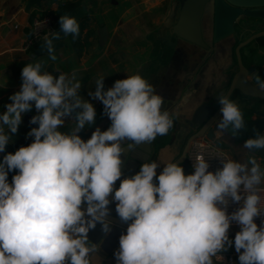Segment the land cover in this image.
Returning <instances> with one entry per match:
<instances>
[{
	"label": "clouds",
	"instance_id": "1",
	"mask_svg": "<svg viewBox=\"0 0 264 264\" xmlns=\"http://www.w3.org/2000/svg\"><path fill=\"white\" fill-rule=\"evenodd\" d=\"M59 24L65 36L80 34L74 17L62 15ZM59 32L45 40L53 61L52 41L60 38ZM21 77L20 90L0 114V152L33 105L37 115L30 123L39 126L27 134L34 137L31 144L0 161V264H92L98 250L89 243L88 232L97 223L105 234L112 231L106 217L113 192L117 216L128 224L114 252L117 264H213L212 258L233 243L239 264H264V221L261 226L254 221L264 217L259 194L264 171L255 158L222 161V168L211 172L201 157L189 175L177 162H164L157 176L158 163L146 162L114 191L122 176V142L130 141V151L173 127L175 113L162 111L164 98L139 73L115 81L106 91L100 77L89 96L102 102L111 125L105 131L97 127L84 141L78 133L94 124L96 111L80 98L75 73L54 76L37 61L26 64ZM256 85L264 92L258 74ZM218 103V131L231 129L237 136L244 128L239 106L226 96ZM69 117L75 128L61 131ZM243 148L264 149V135L257 132ZM14 170L9 183L8 173ZM230 203L240 207L228 214ZM233 221L240 226L234 241L228 236Z\"/></svg>",
	"mask_w": 264,
	"mask_h": 264
},
{
	"label": "crops",
	"instance_id": "2",
	"mask_svg": "<svg viewBox=\"0 0 264 264\" xmlns=\"http://www.w3.org/2000/svg\"><path fill=\"white\" fill-rule=\"evenodd\" d=\"M67 2L77 4L72 11L62 13L60 5ZM46 12L57 16L56 32L61 30L60 16L69 15L78 20L84 14H89V26L84 29V33L87 34L88 30L89 35L81 52L72 46L68 35L62 32H59V39L52 41L55 61L49 59L45 40L24 49L29 22L35 15ZM238 25V31L231 37L214 42L210 0H0V114L6 111L5 105L11 103L9 97L20 90L22 68L28 63L40 61L43 70L54 76L65 73L71 78L75 73L74 82L81 84L78 90L80 98L94 105V124L86 125L78 133L87 141L97 127L105 131L111 125L110 119L104 114L102 102L89 96V92L96 90V81L100 77L104 78L106 91L115 81L139 73L164 98L162 111L175 113L173 117L176 119L165 144L155 151L154 140L151 142L146 162L155 156L159 165L157 176L165 167L164 162H177L186 175L187 157L183 155L192 136L198 133L196 121L207 118L211 114L210 107L216 109L219 97L226 95L231 77L238 69V41L248 38L262 27L259 20L247 16L240 18ZM102 26L106 29L104 38L100 34ZM94 27L99 33L97 44L105 42V48L101 49L96 44L92 49H87V44L93 43L95 38ZM260 51L264 61V45ZM244 53L245 61L249 62L247 66H254L248 79L256 85V75L260 71L257 58L247 49ZM119 71L124 73L120 79L114 75ZM108 72H114L111 78L106 74ZM260 78L264 80V75ZM232 101L246 114L250 109L264 110V96H248L238 92ZM35 115L37 112L33 105L31 111L23 114L21 124L28 125L30 130L37 128L38 124L30 123ZM254 115L251 113L252 117ZM69 118L65 120L61 131L71 132L75 128L76 121ZM33 139L30 137L26 146ZM247 139L240 134L233 136L230 131L221 133L215 125L216 144L227 147L231 158L238 162L244 163L246 159L255 158L264 171V153L244 149ZM14 147L17 151L22 146ZM141 150V156L145 157L148 151L144 148ZM129 163L130 168H136L135 160H129ZM132 175L135 174L128 170L127 178ZM261 184H264V180ZM97 250L92 254V264H117L115 251L106 253L100 247Z\"/></svg>",
	"mask_w": 264,
	"mask_h": 264
},
{
	"label": "water",
	"instance_id": "3",
	"mask_svg": "<svg viewBox=\"0 0 264 264\" xmlns=\"http://www.w3.org/2000/svg\"><path fill=\"white\" fill-rule=\"evenodd\" d=\"M212 3L213 10V41L218 42L231 37L236 29V24L239 19L247 16L259 20L262 23V27L259 31L250 35L248 38L240 41L236 47V57L238 69L235 71L231 77L230 85L226 93V97H230L236 90L242 94L248 96H264V92L258 89L252 81L248 79V74L254 69L253 65L247 66L243 62L241 48L255 39L258 36H264V0H210ZM101 37L104 38L106 34V29L104 26L100 29ZM221 105L219 104L216 109L210 107L211 114L208 115L204 120H197L196 123L199 125L198 133L201 135H206L210 139H215V125L222 119V113L220 111ZM232 133V130L229 129ZM249 138H255L249 136ZM130 141L122 144L121 146L125 148L121 159L122 164V176L120 180H117L114 185V191L119 188L121 180L127 178V171L136 174L142 164L148 160L150 154L151 143H143L137 146L133 150H128L127 145ZM142 148L146 149V156H141ZM137 149V150H136ZM260 153H264V149H259ZM148 154V155H147ZM2 157L5 156L4 152H0ZM186 158V152L183 155ZM129 160H135L137 162L136 168H130L128 164ZM186 163L189 171V164L187 159ZM133 176V175H132ZM131 176V177H132ZM114 192L109 196L110 204L108 205L110 215L106 217L112 222V231L105 234L102 231V226L97 223L95 229L88 232L89 243L96 244V247H100L106 253H111L119 248V238L122 234H126V229L128 224L120 221L116 213V202L112 200ZM82 209H86V205H82ZM130 223V222H129Z\"/></svg>",
	"mask_w": 264,
	"mask_h": 264
},
{
	"label": "built area",
	"instance_id": "4",
	"mask_svg": "<svg viewBox=\"0 0 264 264\" xmlns=\"http://www.w3.org/2000/svg\"><path fill=\"white\" fill-rule=\"evenodd\" d=\"M29 33L24 43V49H28L39 41L50 39L53 32H56L58 27L57 16L52 12H46L35 15L29 22ZM186 157L189 164V171L186 175L192 174L193 164L196 163L198 158H204L209 163L208 171L215 172L217 169L222 168V161L232 159L229 153L216 144L214 139H210L205 135L199 133L192 136L186 150ZM261 196V211L264 213V184L259 186ZM240 205L238 203H230L227 207L228 214L236 211ZM255 223L258 226L262 225L264 217L254 218ZM231 225L240 227L236 222H232ZM239 254L233 250L230 252H221L213 257L215 264H239Z\"/></svg>",
	"mask_w": 264,
	"mask_h": 264
},
{
	"label": "trees",
	"instance_id": "5",
	"mask_svg": "<svg viewBox=\"0 0 264 264\" xmlns=\"http://www.w3.org/2000/svg\"><path fill=\"white\" fill-rule=\"evenodd\" d=\"M76 4H77L76 2H67L64 5H60V11L62 13L70 12L75 8ZM89 18H90L89 14L86 13L77 20V22L80 26V34L78 36L73 38L72 35H68L70 43L78 52H81L87 43V38H88L89 32L87 30L86 31L87 34H85L84 29L85 28L88 29ZM237 28H239L238 23L236 24L235 32H236ZM239 42L240 41H238V43ZM263 45H264V36H258L241 48L242 58H243V61L246 62V65H248L249 62L245 61L246 60V56L244 53L245 49H247L249 51V53H251L252 55L256 56L257 61H258V67L260 69L258 75L260 77L264 75V61L262 58L263 54L260 51V47ZM238 92L239 91L236 90L233 94L230 95L229 99L233 100L234 98H236ZM247 111H248L247 114L242 112L243 119H244V128L240 130L239 134L241 136H245V137H249V136L255 137L256 133L259 132L260 134L264 135L263 134V131H264V110L250 109ZM251 113H254L255 115L252 117ZM74 115H75V113H74ZM173 119H174V125H173V127H174L176 124V119L174 117H173ZM173 127L169 130V132L166 135H164V136L158 135L155 138V140H154V147L156 148L155 151L157 150V148H159L160 146H162L163 144H165L169 140L170 132L173 129ZM29 132H30V127L28 125L20 124L17 133L13 134V136H12V140H13L14 144L16 146H26L30 140V136L27 135ZM4 153H5V155L8 154L6 152V150L4 151ZM2 160H3V157L0 155V161H2ZM153 161H155V156H152L148 162L151 163ZM17 171L18 170H14V171H10L8 173V182L9 183L12 182V177L15 174H17ZM154 182L157 183V180L154 179Z\"/></svg>",
	"mask_w": 264,
	"mask_h": 264
},
{
	"label": "rangeland",
	"instance_id": "6",
	"mask_svg": "<svg viewBox=\"0 0 264 264\" xmlns=\"http://www.w3.org/2000/svg\"><path fill=\"white\" fill-rule=\"evenodd\" d=\"M236 31H238V28H237ZM96 35H98V37H97ZM93 36H95V38H93V43H92V42H89V43L87 44V49H88V48H89V49H92V47H94V45H96L97 42H98V41H96V40L99 39V33H97L95 27L93 28ZM97 46H99L101 49H102V48H105V42H104V44H99V43H98ZM97 46H96V47H97ZM106 74H108V76L111 78V77L113 76L114 72H108V73H106ZM114 75H116V77L120 79V78L123 77L124 73H122V71H119V72H116ZM69 120H70V118H69ZM67 122H69V121H67ZM69 123H70V122H69ZM5 127H6V126H5ZM64 129H67V128H64ZM33 140H34V139H33ZM14 146H16V145L14 144L13 140L11 139L10 143H8V144L6 145V147H5L6 152H7V153H13V154H14L15 151H16V148H15ZM222 148H224L226 151H228V150H227V147H223V146H222ZM228 152H229V151H228ZM230 153H231V152H229V154H230ZM230 155H231V154H230ZM231 157H232V156H231ZM232 159H233V158H232ZM233 160H234V159H233ZM239 230H240V227L235 226V225H231L230 228H229V231H228L229 239L234 241V237H235L236 233H237ZM233 250H235L234 243L232 244L231 247H228L227 250H226V251H223V252H226V253H227V252H230V251H233Z\"/></svg>",
	"mask_w": 264,
	"mask_h": 264
}]
</instances>
